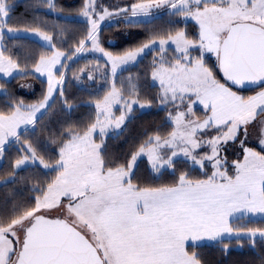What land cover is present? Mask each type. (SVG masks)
Returning <instances> with one entry per match:
<instances>
[{
    "label": "snow or ice",
    "instance_id": "6c2138e0",
    "mask_svg": "<svg viewBox=\"0 0 264 264\" xmlns=\"http://www.w3.org/2000/svg\"><path fill=\"white\" fill-rule=\"evenodd\" d=\"M43 2L49 10H57L55 0ZM160 8L185 21L195 20L198 38L176 30L122 55L100 46V26L106 18L138 25V18ZM12 9L9 0H0V73L44 74L48 87L37 104L8 100L0 109V157L13 140L28 153L15 161L13 171L38 163L55 175L34 187L40 193L30 198L34 203L0 210V264H202L199 253L189 251V242L196 247L199 241L226 235L264 240V227L234 228L230 223L245 214L264 216V0H133L115 11L85 0L81 14L88 18L89 28L71 55L57 49L53 36L41 30L47 27L43 20L33 21L34 28L10 27ZM21 32L38 36L51 49L50 55L39 56L34 68L28 64L21 68L13 55L6 54L11 49L5 36ZM85 41L107 57L113 77L146 50L159 49L152 78L160 87L157 102L174 109L175 114L169 112L167 117L173 129L166 136L148 135L128 154H109V133L122 131L134 105H152V101L130 98L138 91L129 78L123 91L113 83L95 102L93 121L63 132L66 139L60 141L58 159L48 164L21 135L36 125L37 113L49 106L57 89L63 95L66 64L62 60L87 51ZM168 46H172L171 57ZM208 53L215 54L224 82L207 66ZM246 84H259L261 90L245 97L229 86ZM64 104L71 108L67 99ZM116 106H120L119 116L113 111ZM194 106L206 109L203 119L196 116ZM249 128L255 129L261 151L247 146L252 136ZM213 131L215 135L204 138ZM237 144L243 159L229 163L225 153ZM141 157L156 173L168 169L175 173L178 164L187 162L205 178L193 179L189 172H181L171 185L134 183ZM229 167L234 174L229 175Z\"/></svg>",
    "mask_w": 264,
    "mask_h": 264
},
{
    "label": "trees",
    "instance_id": "16d2710c",
    "mask_svg": "<svg viewBox=\"0 0 264 264\" xmlns=\"http://www.w3.org/2000/svg\"><path fill=\"white\" fill-rule=\"evenodd\" d=\"M9 2L13 5L10 13V24L24 21V26L36 27L37 25L33 21L41 19L47 24V27L41 26V29L52 33L55 38L59 36V33L56 31L66 29L71 39H77L78 34L82 33V27L87 28V23L82 19H78L77 17L66 18L60 13L69 12L75 14L78 12L80 14L84 8L85 0H55L57 13L46 9V12L44 10L36 11L37 0H9ZM41 2L43 4V0ZM189 26L190 23L187 24L177 19L171 20L166 16H161L159 19L153 18L150 21H144L138 25L126 24L123 19H119L117 22H110L105 25L104 37L100 41V44L106 52L109 51L113 55H122L127 50L140 47L148 38H165L169 33H175L176 30H188ZM189 32L192 33L189 36H193L194 39L198 38V32H194L191 26ZM15 40L19 42L12 47L9 44L11 54L22 67L25 64H28L29 67L34 66L40 55L51 52V49L39 40L29 37H19ZM158 50L146 51L138 61L128 66L122 73V75H128L129 78H133L132 83L137 86L138 94L145 100L152 101L153 107L155 104L157 105L159 90L158 86L151 83L150 80L152 79L153 58L155 57V52ZM212 59L208 60L205 58L207 64L212 68L213 66L216 68L217 62ZM216 71L217 75L224 80L221 72L217 69ZM33 75V73H30L22 76L27 77ZM21 78V75H14L11 78H5L0 75V86H2L0 87V109L6 107L8 100H23L27 102L38 100L43 96L45 80L39 78L42 85L36 91V94H31L30 92L24 93L19 89V80ZM258 87L240 90L248 93L255 91ZM234 88L239 89L237 87ZM64 93V98L58 97L53 102L50 108L37 121L35 128L21 135L22 140L29 143H38V145L46 140L44 145L48 146V151L47 153L44 152V156L47 159L57 158L60 141L66 139L63 136V132L67 128H79L95 119L96 108L92 102L102 96L100 92L91 93L81 88L76 82L70 81V78H67L64 82ZM92 98L94 99L90 100ZM65 99H67L71 108L65 106ZM169 124L166 121V109L151 108L150 110L139 111L126 122L122 131L114 135H109V154L113 157H118L134 151L147 139L148 135L167 131L164 129ZM12 146L14 145L9 146L7 158L3 167H0V176L4 173L2 170L9 166V162L15 161L19 154L18 152L15 155ZM146 167L144 164L139 167V174L136 176V179L138 183L149 186L171 185L176 181L181 172H190L194 176L193 178L196 176V169L190 167L187 162L178 164L175 173L167 170L160 177L153 175L148 168L145 169ZM54 174L55 172L44 171L39 169V167H30L25 169L15 179L0 184V210L5 206L11 209L15 204L34 203L30 198L40 195L39 192L33 190L34 187L42 186L49 182L50 177H53ZM235 221V227L240 225H245L249 228L264 227V217H243ZM225 245H227V249H225ZM193 251L199 253L202 264H264V240L259 237L255 241L249 240L248 238H230L212 244L203 243L196 246Z\"/></svg>",
    "mask_w": 264,
    "mask_h": 264
},
{
    "label": "rangeland",
    "instance_id": "374dc122",
    "mask_svg": "<svg viewBox=\"0 0 264 264\" xmlns=\"http://www.w3.org/2000/svg\"><path fill=\"white\" fill-rule=\"evenodd\" d=\"M19 1H21V0H19ZM132 2H133V0H96V3L98 5H102L103 7L107 8L109 11H115L117 6L122 8L125 5H127L129 3H132ZM36 9H37L36 11L44 10L45 12H46V10H49V8L47 7V4L45 2H43V4H42V2H40L39 7H36ZM49 11L57 13L56 10L55 11L49 10ZM82 11L80 12V14H78V12H76L75 14L74 13H69V12H67V13L60 12L63 17H66V18L77 17L78 19H82L83 21H85L87 23V28L86 27H82V29H81L82 33L78 34L77 39L69 38V33L66 32V29H61L62 31L61 30L60 31H56V32L59 33L58 34L59 36L56 37V38L54 37V35L52 33L48 32L50 35L53 36V42L56 44V48L59 49L62 52H65L68 55H71L75 48L80 47V41L85 39V35H86V33L88 31V28H89L88 18L84 17L81 14ZM163 14H165V15H163ZM161 16H166L167 18H169L171 20L172 19L181 20L182 22L187 23V24L190 23V26L193 28V31L194 32H198V24H197V22L195 20H193L191 18H188L185 21L181 17H177V16L171 15L165 8H160L158 10H153L149 16L140 17L138 19H140V21H141L140 23H143L144 21H150L153 18H158L159 19V18H161ZM93 18H95V17L93 16ZM39 20H41V19H39ZM117 21H119V19L106 18L103 22H101L100 34H99V42L104 37L105 25L109 24L110 22H117ZM24 25H25L24 21L18 22V23L13 22L12 24H9L10 27L21 28V29H23V28H34V27H29V25H27L28 27L24 26ZM190 26H189V28H190ZM189 28H188V30H185V29H182V30H184L186 32V34L188 35V38L194 39L193 36H189V35H192V33L189 32ZM41 30H43V29H41ZM174 34L175 33H173V35ZM19 37L33 38L35 40H39L41 43H43L45 46H47L46 42L43 41L38 36L25 34L23 32L7 34L5 36V38H4V41L7 44V46L11 49L12 46H14L17 42H19L18 40H15L16 38H19ZM150 39L151 38H148L144 43H147ZM156 39H160V38H156ZM9 44L11 45V47H10ZM100 46H101V44H100ZM84 47L87 49V51L82 52V53H76L75 55L72 56L71 60H67V61H63L62 60V63L66 64V67L64 69H62V74L64 76V82H65V80L67 78H70V81L76 82L81 88H84L85 90L90 91L91 93L100 92L102 94L101 97H99L98 99H95V100H93L94 98L90 99V100H93L92 103L94 105H95L96 101L102 100L103 96L106 95L111 90V85L113 83H115V86L118 89H121L122 91L125 88H127L128 81H129V76L128 75H122L123 71L126 68H128V66H130V65L134 64L136 61H138L145 54V53H143L140 57L137 58V60L135 62L123 65L120 68H118L115 77H113L111 75L110 67H109L110 61H108L107 57L104 56L102 53H100L98 51L92 50L91 44L88 43L87 41H85ZM146 51H149V50H146ZM107 52H109V51H107ZM6 54H11V52L10 53H6ZM50 54H51V52L48 53L47 55H50ZM194 54H198V53H194ZM158 55H160L159 50L157 52H155V56H158ZM168 55L170 57L173 55L172 46H168ZM205 58H207L208 60L213 58L212 60H215L217 62L214 53H208L205 56ZM205 61H206V64H207V60H205ZM207 66L212 68L209 64H207ZM20 67L23 68L22 66H20ZM29 68H34V66L29 67ZM57 68H59V65H57ZM212 69H213L216 77L218 79H220L221 82H223L224 80L220 76L217 75V71H216L217 68H215L213 66ZM33 74H34L33 76L24 77L17 71H14L11 76H7V75H5L3 73H0V75L5 77V78H11L14 75H21L22 78L19 80V89L21 91H23L24 93L25 92L26 93L30 92L31 94H36V91L42 85L39 78H41L42 80H45V82H44L45 90H44L43 96L40 99H38V100L25 102L26 104H37L40 101H42L44 96L46 95L48 83H47L46 75H44V74H35V73H33ZM56 75H57V78H59V76L61 75V72H59V71L56 72ZM90 76H91V79L89 78ZM126 76H128V77H126ZM118 80H120V82H118ZM125 80H127V81L125 82ZM122 81L124 82L123 84L121 83ZM150 81H151V83L156 84L158 86V90H159V93H160V87H159L158 81L153 80V78ZM60 91H61L60 89H57V91H55L53 93L52 98L49 100V106L46 109H42L41 112L37 113L38 120L50 108V106L53 104V102L56 99H58V97H63L64 98V96H65L64 84H63V87H62V91H63V95L62 96L60 95ZM137 91H138V88H137ZM125 95H128V94L125 93ZM158 97H159V94H158ZM130 98L131 99H140L141 103H145L147 101H150V100H145L139 94L137 96H132ZM151 108L166 109V121L170 123L168 125V127H166L164 129V130H167V131H165L164 133H162V131L158 132V133H154V134H160L162 136H166L173 129L172 123L167 119L169 112H172L173 115L175 114L174 109H173L171 104H169V105H160L157 102V105L155 104L154 107H153V105H151V107H148V108H140L139 106L134 105L133 106V112H132L130 118H132L134 115H136L137 112H139V111L150 110ZM113 111H114L116 116H119L120 115V106L114 107ZM194 111L196 112V116L198 118L203 119L205 117L206 109H202L200 106H194ZM95 112H96V109H95ZM129 119H126L125 124H126V122ZM35 126L36 125L29 126V127H30V129H33V128H35ZM124 126H122V129L124 128ZM22 128H23V126H22ZM119 132L120 131H118L117 133H119ZM117 133H109V135H111V134L114 135V134H117ZM215 134L216 133L214 131L210 132L208 134V136H206L204 138L205 139L210 138L212 135H215ZM45 141L42 142V143H39V145H38V143L37 144L36 143H31V142L30 143L27 142V143L31 144L36 149L37 154L43 158L45 163L54 164L55 160L58 159V155H57L56 159H47V158H45L44 152L47 153V151H48V148H47L48 146L44 145L46 143ZM8 145L9 146L10 145H14V146H12V149L14 148L15 155L19 152V154L17 156V159H20V158H22V156L28 154L26 151H24V145H22L20 143H17V142H14L13 140H9L8 143L6 144V147H5L4 156L0 157V167H3V164H4V162H5L6 158H7V150L9 149ZM231 149H228L226 151V153H225L229 163L231 161H233V160L243 159L242 154L239 151H237L238 149H236L235 151L231 150ZM204 151H207V148H205ZM57 153H58V151H57ZM15 161L9 162V164H8L9 166H7L6 169L4 168L2 170V172H4V173H3L2 176H0V184L6 183L5 181L9 182V181L15 179L20 173H23L25 171V169L30 168V167H39V169L46 171V169H44L43 166L38 164V163H29V164L21 166L20 168L16 169L15 171H13V165H14ZM138 163H139V167L142 164L146 165L147 167L145 169L148 168L149 171H151L153 173V175H155L157 177H160V176H162L165 173V171H163V174L154 172L152 170V168H151V166H150V164H149V162H148L146 157H141L140 160L138 161ZM195 169H196L195 178H193L194 176L191 175V174H190V176L193 179H204L205 178V177H203L204 173L202 171H200V169L198 167H196ZM168 170L172 172L171 169H168ZM48 171H50V170H48ZM207 171L210 174L211 169L209 168V169H207ZM228 172H229V175H232V174H234V169L229 167ZM138 174H139V170H137L136 176ZM136 176L133 179L134 183H138L137 179H136ZM53 215H58V213L54 212ZM236 215L239 216V214H236ZM243 217H246V218H262L264 216H261L260 214H245L244 216H240L239 218H243ZM235 220L236 219L230 220V223L232 224V226L234 228H236L235 227V223H236ZM230 238H247V237H244V236H239L238 237L236 235H226L222 239H219V238L217 240H207V239H205L203 241L197 242V244L198 245L199 244H203V243L212 244V243L220 242L223 239H230ZM191 245H192V242H189V251H193L194 248H196V247H192Z\"/></svg>",
    "mask_w": 264,
    "mask_h": 264
},
{
    "label": "crops",
    "instance_id": "0c3cea01",
    "mask_svg": "<svg viewBox=\"0 0 264 264\" xmlns=\"http://www.w3.org/2000/svg\"><path fill=\"white\" fill-rule=\"evenodd\" d=\"M224 82V81H223ZM230 86V85H229ZM232 90L233 91H236L239 95H242V96H245V97H247V96H252V95H255L257 92H259L260 90H261V87L260 88H258V89H256L255 91H253V92H248V93H245V92H243V91H241V90H237V89H235V88H233L232 87ZM249 132H251L252 133V136L250 137V139H249V143L247 144V146L248 147H252V148H254L256 151H261V147L259 146V144H258V140H257V136H256V133H255V129H253V128H249ZM232 147H230L229 149H231ZM236 149H238L237 151H239L240 152V150H239V145L237 144L235 147H233L231 150H236ZM241 153V152H240ZM242 154V153H241Z\"/></svg>",
    "mask_w": 264,
    "mask_h": 264
},
{
    "label": "water",
    "instance_id": "95a60500",
    "mask_svg": "<svg viewBox=\"0 0 264 264\" xmlns=\"http://www.w3.org/2000/svg\"><path fill=\"white\" fill-rule=\"evenodd\" d=\"M222 74V73H221ZM223 76V75H222ZM257 86H259V84H257V85H250V84H246V85H237V86H235V87H237V88H240V89H250V88H255V87H257ZM53 216H56V215H53Z\"/></svg>",
    "mask_w": 264,
    "mask_h": 264
}]
</instances>
